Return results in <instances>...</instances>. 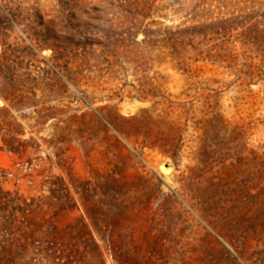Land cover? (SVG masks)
<instances>
[{
    "label": "rangeland",
    "instance_id": "374dc122",
    "mask_svg": "<svg viewBox=\"0 0 264 264\" xmlns=\"http://www.w3.org/2000/svg\"><path fill=\"white\" fill-rule=\"evenodd\" d=\"M0 187L23 264H264V0H0Z\"/></svg>",
    "mask_w": 264,
    "mask_h": 264
},
{
    "label": "trees",
    "instance_id": "16d2710c",
    "mask_svg": "<svg viewBox=\"0 0 264 264\" xmlns=\"http://www.w3.org/2000/svg\"><path fill=\"white\" fill-rule=\"evenodd\" d=\"M37 200L0 187V264H23L18 261L35 246L39 236H55L52 215L47 218V210ZM109 243L114 244L113 238Z\"/></svg>",
    "mask_w": 264,
    "mask_h": 264
}]
</instances>
